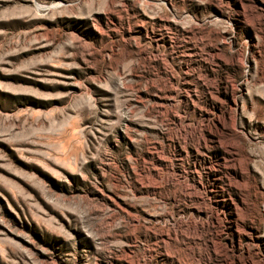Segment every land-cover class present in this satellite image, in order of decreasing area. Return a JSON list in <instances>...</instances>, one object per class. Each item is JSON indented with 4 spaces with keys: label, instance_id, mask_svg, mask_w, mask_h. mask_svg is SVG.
I'll return each mask as SVG.
<instances>
[{
    "label": "rangeland",
    "instance_id": "rangeland-1",
    "mask_svg": "<svg viewBox=\"0 0 264 264\" xmlns=\"http://www.w3.org/2000/svg\"><path fill=\"white\" fill-rule=\"evenodd\" d=\"M0 264H264V0H0Z\"/></svg>",
    "mask_w": 264,
    "mask_h": 264
}]
</instances>
